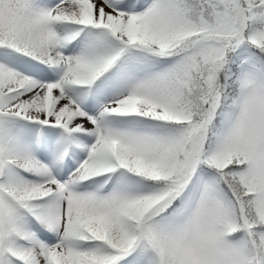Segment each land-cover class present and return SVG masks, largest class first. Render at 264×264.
Returning <instances> with one entry per match:
<instances>
[{"label": "snow or ice", "instance_id": "6c2138e0", "mask_svg": "<svg viewBox=\"0 0 264 264\" xmlns=\"http://www.w3.org/2000/svg\"><path fill=\"white\" fill-rule=\"evenodd\" d=\"M0 264H264V0H0Z\"/></svg>", "mask_w": 264, "mask_h": 264}]
</instances>
